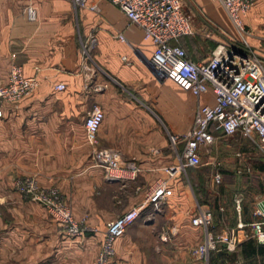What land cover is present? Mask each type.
Here are the masks:
<instances>
[{"label": "crops", "instance_id": "0c3cea01", "mask_svg": "<svg viewBox=\"0 0 264 264\" xmlns=\"http://www.w3.org/2000/svg\"><path fill=\"white\" fill-rule=\"evenodd\" d=\"M92 1L98 3L96 12L76 8L73 0H0V83L8 81L13 65L38 83L32 94L6 104L0 117V264H92L107 222L141 204L148 188L166 178L164 168L174 155L168 133H186L197 107L214 103L211 93L197 98L159 76L149 64L153 47L141 29L109 1ZM181 2L194 33L178 42L192 61L207 60L219 42L238 41L221 4ZM28 6L36 12L34 21L26 15ZM245 24L253 51L264 59V0H257ZM91 36L96 46L85 58L82 44ZM59 83L63 90L55 88ZM94 106L103 112L94 147L117 149L122 163L134 162V180L107 181L104 169L93 162L84 121ZM214 136L209 147L225 137ZM211 159L187 171L204 165L212 172L210 181L200 178L199 185L211 192L198 201L211 209L216 231L222 232L236 224L237 195L227 210L220 182L214 180L220 169L214 170ZM23 176H33L42 187H57L75 220L98 231L66 236L40 204L13 188L14 179ZM184 178L169 182L172 194L160 210L144 208L115 241L109 264H206L190 253L203 233L191 224L181 192ZM194 190L200 195L201 189ZM238 195L243 208L247 199ZM231 253L239 255L238 250ZM243 262L238 257L237 264Z\"/></svg>", "mask_w": 264, "mask_h": 264}, {"label": "built area", "instance_id": "2783aa9c", "mask_svg": "<svg viewBox=\"0 0 264 264\" xmlns=\"http://www.w3.org/2000/svg\"><path fill=\"white\" fill-rule=\"evenodd\" d=\"M107 1L141 29L144 40L153 47L149 64L159 76L171 80L197 98L211 93L214 103H203L197 107L194 122L186 133H168L169 148L174 155L164 168L166 178L157 180L148 188L141 204L107 222L92 264H109L115 255V241L141 217L144 208L151 205L154 210H160L172 194L169 182L180 177H185L181 192L191 215V224L203 233L201 243L192 248L193 256L208 264L212 252H235L247 240L254 239L264 245V198L257 199L253 206L252 216L256 219L246 222L242 214V197L237 195L234 199L235 226L217 232L211 209L198 201L186 177L188 167L199 165V152L215 142V132L251 141L264 158V59L246 42L251 33L245 24L257 0H211L221 4L242 40L240 43H217L209 58L202 62L192 61L178 44L182 37L194 33L193 21L183 9L181 0ZM73 4L76 8L93 12L99 10L98 3L92 0H73ZM25 12L29 20L36 19L33 7L28 6ZM117 38L125 41L121 34ZM95 46L96 40L91 36L82 44L83 56L89 58ZM37 86L35 77L25 76L19 66H11L8 81L0 83V117L6 104L32 94ZM64 87L62 83L55 86L57 90ZM102 120V110L94 106L84 121L87 142L93 146V162L104 169L107 181L134 180L138 174L134 162L122 163L121 152L117 149L94 147ZM250 171V167L244 165L238 173L248 174ZM214 180L220 182V173L215 174ZM13 188L25 199L40 204L66 236L79 238L87 232L98 231L75 220L57 187H42L33 176H23L14 179ZM151 218L149 216L147 220Z\"/></svg>", "mask_w": 264, "mask_h": 264}, {"label": "rangeland", "instance_id": "374dc122", "mask_svg": "<svg viewBox=\"0 0 264 264\" xmlns=\"http://www.w3.org/2000/svg\"><path fill=\"white\" fill-rule=\"evenodd\" d=\"M190 37L192 38V36H189L187 38ZM249 38L250 36L246 38V42L248 43L250 49L254 50L252 48V44L249 41ZM183 39H186V37ZM237 39V42L239 43L242 40L238 33ZM180 44L182 45L183 43L180 42ZM261 46L264 47V42L263 44H261ZM257 53V55L263 56L261 55L262 53ZM202 152L203 153L200 156V162L205 164L208 160H210L211 157V160L214 163V170L217 171V168L220 169L219 173H221L222 175L218 190L220 189L221 191L227 210H229V208L231 207L229 205L230 202L231 204H233L234 197L239 193H243L245 199H247L246 205L248 206L249 210H251L253 203H255L257 199L264 198L263 192L261 191V186H264V172L260 170V168L264 166V158L260 150L254 143L238 136L224 137L217 140V144L215 146L204 148ZM244 165H248L250 167V173L239 174L238 171ZM208 171L209 170H206V167L204 165L195 168L193 171L186 170V177L191 183L193 190L198 188L202 191L206 190V192L209 190L207 187H205L204 189L201 185H199L200 178L203 179L204 177H206V180L210 181V175L212 172ZM214 189L213 191H216ZM195 195L199 200H201L200 197L206 199L202 192L201 195ZM190 253L192 255V249L190 250Z\"/></svg>", "mask_w": 264, "mask_h": 264}, {"label": "trees", "instance_id": "16d2710c", "mask_svg": "<svg viewBox=\"0 0 264 264\" xmlns=\"http://www.w3.org/2000/svg\"><path fill=\"white\" fill-rule=\"evenodd\" d=\"M260 170L264 172V166H262ZM261 191L264 194V186H261ZM201 192L204 194L205 198L207 199L208 192H206V190L204 191L201 190ZM242 209H243L244 221L248 222L256 219L255 217L252 216V214L250 215L248 214V216L245 215V211H249L246 205L243 206ZM237 250L239 251V255L236 253H231L226 251L212 252L209 256V264H237L238 257L244 260L242 264H264L263 263L264 246L255 244L254 239L245 241L243 244H241L238 247Z\"/></svg>", "mask_w": 264, "mask_h": 264}]
</instances>
